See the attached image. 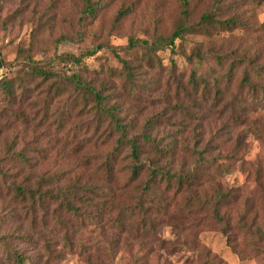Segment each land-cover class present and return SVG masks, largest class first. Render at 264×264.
<instances>
[{"label": "rangeland", "instance_id": "374dc122", "mask_svg": "<svg viewBox=\"0 0 264 264\" xmlns=\"http://www.w3.org/2000/svg\"><path fill=\"white\" fill-rule=\"evenodd\" d=\"M213 1L102 0L95 17L84 19L80 0H0V78H18L15 102L0 90V264H13L2 259L5 244L28 256L26 264H264V103H253L239 89L240 69L219 98H213V89L208 98L186 96L167 76L170 58L181 55L172 56L166 47L158 52L162 66L150 67L145 48L127 46L130 37L151 41L169 34L183 9L188 21H197ZM219 3L217 17H236L238 26L210 36L186 33L174 48L188 54L201 44L229 60L245 55L263 63L264 0ZM121 8L129 11L114 22ZM95 46L100 49L81 65L59 63L56 70L122 91V59L136 65V78L150 85L135 94L122 91L121 114L133 118L139 130L156 113L160 121L151 133L174 152L159 163L173 170L202 164L193 184L177 189L161 182L145 191V177L127 179V151L118 157L115 176L104 175L101 165L115 138L108 119L98 117L93 100H82L72 85L56 95L48 81L29 80L19 61L25 53L20 48L45 60ZM191 64L179 61L184 81L192 68L212 81L211 55ZM18 151L28 163L13 155ZM40 174L76 210H61L60 199L45 202L44 212H34L45 225L32 229L29 203L17 201L12 188ZM218 191L233 197L218 201ZM213 207L222 221L214 218Z\"/></svg>", "mask_w": 264, "mask_h": 264}, {"label": "trees", "instance_id": "16d2710c", "mask_svg": "<svg viewBox=\"0 0 264 264\" xmlns=\"http://www.w3.org/2000/svg\"><path fill=\"white\" fill-rule=\"evenodd\" d=\"M82 3L81 15L82 18H93L96 15L97 10L102 6V0H80ZM220 0H214L209 10L203 11L197 21L191 22L187 20L186 10L181 11V19L173 27L171 32L167 35H159L153 40L148 41L146 39H140L130 37L128 40V47H143L145 48L144 57L150 67H153L155 63L158 66H162L161 60L158 58V52L163 51L166 47H170L169 50L174 56L176 53L181 55L178 60L172 61L167 68L168 77L173 81L177 87V90L181 93L189 95H197L201 98H208L209 92L213 89V98L217 99L225 93V89L230 81L231 76L240 69V77L238 81V87L240 90L246 89L250 94V98L253 103L263 102L264 84L262 79L264 78V62H258L257 59H249L245 55H237L229 60L227 54L215 50L212 47L202 49L201 44H196L191 47L188 54L178 52L175 47L176 40H182L184 34H197L199 36H210L217 29L228 30L234 25L238 26L239 20L236 17H229L220 19L217 17L220 9ZM186 5V4H185ZM129 8H121L117 11L114 22L118 21L121 17L125 16ZM100 46H95L90 49L83 50L79 54L72 52H60L55 53L53 57L45 60H37L30 53L26 52L27 49H21L25 52L24 56L19 59L25 68L26 75L29 76V80L40 78V82L48 81V88L53 89L54 94H60L63 92L65 85H72L77 95L82 100H86L90 97L93 100L98 117H105L108 119L112 128V133L115 135L113 140V147L104 163L101 165V170L104 175H108L109 178L114 177L117 171L118 157L127 151V167L128 180L135 181L142 177L144 180V190H150L153 186L164 182L165 187L182 189L193 184L197 179L202 164L196 165L193 169H180L173 170L172 168H166L161 165L159 161L162 158L169 157L173 152V146L162 145L155 136L152 135L151 129L155 123H158L156 113H152L151 116L146 118L139 130H136V123L133 118H124L122 116L120 108L122 100L125 98L124 93H137L141 89H148L149 83L142 82L141 78H136L135 70L136 65H132L129 60L122 59V68L120 74L122 76V82L120 87L122 91L115 86L108 85L105 81H101L98 84H92L86 81L80 74H66L62 76L56 66L59 63L64 65H81L84 57H90L97 53ZM211 55L214 59L215 66L210 68L212 75V81L210 82L205 76L197 75L196 72L190 69L186 80L184 81V69L179 65V61L189 63L190 66L193 61L200 62L206 55ZM17 59V58H16ZM153 61V63H151ZM225 69L224 72L219 73L218 70ZM134 70V72H133ZM223 79L225 80L223 82ZM18 80L12 77L0 78V90L3 95L9 98L12 102L17 99V94L14 91L13 82ZM21 81V79L19 78ZM120 89V88H119ZM147 147L151 155L145 156V149ZM13 155L17 156L21 164L28 163L27 158L20 152H16ZM196 167V168H195ZM47 179L40 174L37 178L29 181V184L14 185L13 191L17 201L28 202L27 211H32L30 223L31 228L35 229V225H45L44 218L34 216V212L42 210L44 212L45 202L56 203L57 199H60L58 205L62 206L61 210L75 211L76 208L71 202L70 198L66 194L55 192L54 190L46 187ZM88 189L87 186H82ZM81 188L80 190L84 189ZM104 191L107 188H103ZM90 190V189H89ZM80 200H83V196L75 192ZM218 201L226 202L229 195L233 197V194L227 191H218ZM214 218L222 221V216L218 213L216 207H213ZM38 236L37 239L41 240L43 245L46 244L44 237L40 232H35ZM21 237V236H17ZM29 238V237H28ZM27 236L21 237L22 241H31ZM2 237L0 236V245L2 244ZM2 259L9 261L13 264H26L29 259L28 256L23 254L17 249L8 247L6 244L3 246Z\"/></svg>", "mask_w": 264, "mask_h": 264}, {"label": "water", "instance_id": "95a60500", "mask_svg": "<svg viewBox=\"0 0 264 264\" xmlns=\"http://www.w3.org/2000/svg\"><path fill=\"white\" fill-rule=\"evenodd\" d=\"M0 67H1V59H0Z\"/></svg>", "mask_w": 264, "mask_h": 264}]
</instances>
